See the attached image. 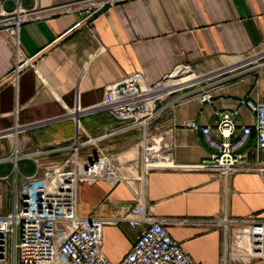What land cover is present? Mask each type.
<instances>
[{"label": "crops", "instance_id": "obj_1", "mask_svg": "<svg viewBox=\"0 0 264 264\" xmlns=\"http://www.w3.org/2000/svg\"><path fill=\"white\" fill-rule=\"evenodd\" d=\"M73 1L0 0V15ZM18 45L34 66L14 79L16 44L0 29V137L11 133L16 145L13 133H23L17 147L24 152L17 159L29 160L34 170L21 173L14 185L1 180L0 190L7 187L0 193V215L12 211L17 183L21 189L22 176L35 173V160L65 167L76 136L84 141L112 131L97 144L109 152L122 180L81 183L76 208L78 217L107 221L101 243L107 259L118 263L141 234L143 226L131 227L124 218L142 198L144 213L164 220L169 235L197 264H263L248 257L236 229L225 226L249 216L264 221V182L255 170L264 163V150L255 132L240 150L244 169L225 177L193 169L213 150L184 123L210 126L216 135L221 115L233 113L235 135L254 126L249 103L264 98V59L257 60L264 54V0H131L107 8L89 24L75 13L50 14L23 23ZM180 65L200 77L223 72L157 104L150 136L171 146L175 167L142 176L139 131H122L123 123L106 110L86 111L122 79L155 84ZM203 90L210 101L201 99ZM75 109L82 112L77 123L70 114ZM93 156V146L78 152L81 160Z\"/></svg>", "mask_w": 264, "mask_h": 264}, {"label": "built area", "instance_id": "obj_2", "mask_svg": "<svg viewBox=\"0 0 264 264\" xmlns=\"http://www.w3.org/2000/svg\"><path fill=\"white\" fill-rule=\"evenodd\" d=\"M127 1L131 0H76L43 10H20L18 7L11 13L0 15V29L6 31L16 44L12 77L15 79L23 69L34 66V59L25 56L18 45L19 28L23 23L50 14L75 13L89 24L107 8ZM263 59L264 54L257 58L258 62ZM222 72L200 77L188 66L180 65L155 84H148L137 77L125 78L109 90L100 105L86 112L106 110L123 123L122 131H139L142 176L152 170L171 169L175 167L171 146L154 143L149 132L157 115V104L175 91L218 78ZM200 97L210 101L206 90L200 92ZM249 105L256 115L255 124L253 127H241L237 135L233 113L221 115L216 135L210 126H200L195 121L184 123V127L199 131L213 150L206 160L193 169L225 177L243 170L240 150L253 131L258 147L264 150V98ZM79 113L82 112L78 109L70 112L76 123ZM113 133L109 131L99 137L87 136L84 141H79L76 136L71 147L72 156L65 167L40 166L35 160V173L22 176L19 196L14 192L12 211L0 215V264H197L172 239L164 220L144 213L142 198L137 199L124 219L131 227L144 228L130 251L118 263L111 262L101 251L102 229L107 221L78 217L77 193L81 183L106 180L115 185L122 180L109 152L97 144L100 139ZM88 145L95 147V156L87 160L79 159V150ZM17 157L1 158L0 163L8 160L15 163ZM255 170L264 182V163H260ZM18 173L16 169V177ZM227 225L236 229V239L247 256L264 264V221L249 216L225 221Z\"/></svg>", "mask_w": 264, "mask_h": 264}, {"label": "rangeland", "instance_id": "obj_3", "mask_svg": "<svg viewBox=\"0 0 264 264\" xmlns=\"http://www.w3.org/2000/svg\"><path fill=\"white\" fill-rule=\"evenodd\" d=\"M16 137V142L19 143V141L21 140V138L24 136L23 133H13ZM17 143L15 145L14 143V136H11V133L5 134L3 136L0 137V159L1 158H5V157H15L16 156H20L23 155V150L19 149V147H17ZM16 146V147H15ZM18 148V149H17ZM17 165L19 166V170H18V177H16L15 175V170L17 169ZM33 169V164L29 161V160H24V162L18 158L16 160V162L14 163L13 161H5V162H1L0 163V174H5L8 176L7 179H0V186L2 185V181L4 183H11L14 185V183L16 181H20L21 178V173L23 172H32ZM2 180V181H1ZM3 189L7 186L3 185L2 186ZM2 189V190H3ZM2 190H0V193H2ZM4 193V192H3ZM17 194L19 196L20 194V183H17ZM13 200V199H12ZM11 204V203H10ZM5 210H11V205L6 204Z\"/></svg>", "mask_w": 264, "mask_h": 264}]
</instances>
